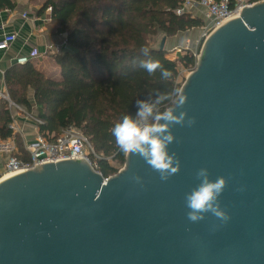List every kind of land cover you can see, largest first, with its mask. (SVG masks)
Segmentation results:
<instances>
[{"label": "water", "instance_id": "1", "mask_svg": "<svg viewBox=\"0 0 264 264\" xmlns=\"http://www.w3.org/2000/svg\"><path fill=\"white\" fill-rule=\"evenodd\" d=\"M179 94L195 123L170 125L166 181L137 153L109 178L73 158L0 181V264H264V0L210 34ZM201 168L228 181L227 221L188 219Z\"/></svg>", "mask_w": 264, "mask_h": 264}, {"label": "trees", "instance_id": "2", "mask_svg": "<svg viewBox=\"0 0 264 264\" xmlns=\"http://www.w3.org/2000/svg\"><path fill=\"white\" fill-rule=\"evenodd\" d=\"M183 1L46 0L38 14L51 10L50 25L55 26L51 34L63 36L67 47L51 58L61 78L48 76L40 60L15 64L5 73L7 95L13 103L36 112L42 122L39 130L48 138L56 139L69 127L81 131L99 158L97 170L105 178L116 175L127 154L116 145L112 127L124 116L137 118L138 101L156 103L165 97L154 113L171 108L181 89L179 65L196 68L191 53L173 61L166 49L155 46L158 39L204 27L201 17L177 15ZM16 7V0H0V14ZM148 59L158 60L172 76L142 69L140 61ZM149 122L156 121L149 118ZM11 124L9 104L0 99V141L12 137Z\"/></svg>", "mask_w": 264, "mask_h": 264}, {"label": "built area", "instance_id": "3", "mask_svg": "<svg viewBox=\"0 0 264 264\" xmlns=\"http://www.w3.org/2000/svg\"><path fill=\"white\" fill-rule=\"evenodd\" d=\"M256 3L252 0H184L182 6L177 10V15H194L195 11H203L205 25L202 28L201 40L197 43L187 40L184 45L169 52V56L171 54L177 58L191 53L197 62L203 43L210 34L227 21L239 17L245 7L250 8ZM48 12H51V10ZM22 17L25 20H30L29 15L26 13ZM16 41L17 35L4 34L0 39V51L9 50ZM65 49H67L66 46ZM45 56H47V52L33 48L29 54L18 57L15 64L25 65L31 60L41 59ZM175 57L170 59L175 61ZM193 71L185 69L184 73H180L178 83L186 79ZM0 99L6 100L9 104V109L12 112L10 128L13 133L10 139L0 141V181L8 176L34 169L36 165L73 158L85 159L97 170L96 160L99 158L81 131L69 127L53 140L40 132L39 127L42 125L40 119L37 117L31 118L25 108L10 100L7 93H0ZM30 120L35 123L34 131L36 134L32 139L26 136L24 127L25 122ZM19 141L22 143L23 152L19 150Z\"/></svg>", "mask_w": 264, "mask_h": 264}, {"label": "clouds", "instance_id": "4", "mask_svg": "<svg viewBox=\"0 0 264 264\" xmlns=\"http://www.w3.org/2000/svg\"><path fill=\"white\" fill-rule=\"evenodd\" d=\"M144 51L147 55V49ZM140 67L150 74L159 69L161 76L165 78L172 76L171 71L164 68L158 60H141ZM164 98L160 97L156 103L138 101L137 118L124 116L112 127L111 131L121 152L141 155L149 165L161 172V179L166 181L170 175L180 170V162L168 152V145L175 140V136L169 127L171 124H184L186 121L191 125L195 121L189 119L186 112L176 115L173 109L154 113L156 104ZM187 99L186 95L179 94L174 103L177 107H182ZM149 118L168 123L149 122ZM197 175L201 178V183L187 198V206L192 209L188 213V219L192 222H198L204 219L201 213L208 211L224 221L230 219L228 213L216 203L228 184L227 179L221 176L216 180H210L206 168L199 169Z\"/></svg>", "mask_w": 264, "mask_h": 264}, {"label": "crops", "instance_id": "5", "mask_svg": "<svg viewBox=\"0 0 264 264\" xmlns=\"http://www.w3.org/2000/svg\"><path fill=\"white\" fill-rule=\"evenodd\" d=\"M16 10L4 11L0 14V39L4 34H15L17 35V41L7 51H0V93L6 94L5 86V73L11 66L15 65L18 57L27 55L33 48H38L42 52H47L49 56L54 53H49L53 48L65 51V38L64 42L60 44L62 36H55L48 33L47 25L51 23V13L47 12L43 16L31 17L30 20L23 19L22 15L31 8V0H16ZM196 17L203 18V11H196L194 14ZM202 36V29H195L186 33H181L174 38H167L165 49L170 52L177 47L185 44L187 40L194 41L198 40ZM59 51V52H60ZM40 60L41 59H36ZM54 64V63H53ZM55 75L61 74L60 68L54 64ZM57 66V67H56ZM52 68V67H51ZM59 69V70H58ZM47 70V69H46ZM33 97V94H32ZM25 133L29 139L34 138L35 131L34 125L27 124L25 122ZM21 141H19V150L23 152ZM19 157V155H17Z\"/></svg>", "mask_w": 264, "mask_h": 264}, {"label": "rangeland", "instance_id": "6", "mask_svg": "<svg viewBox=\"0 0 264 264\" xmlns=\"http://www.w3.org/2000/svg\"><path fill=\"white\" fill-rule=\"evenodd\" d=\"M46 2V0H31V8H29V10L28 11H26V14H28L29 15V17L31 18V17H35V16H37V12L41 9V6L44 4ZM196 12V11H195ZM51 13V12H50ZM47 29H48V33L49 34H51V31H53V30H55V26L54 25H47ZM61 42H59L60 44H62L63 42H64V37L62 36L61 38ZM201 40V36H200V38H198V40H196V41H194L195 43H197V42H199ZM63 41V42H62ZM161 41H162V39H158L157 41H156V44H155V46L156 47H159L160 46V43H161ZM184 45V44H183ZM181 47V46H180ZM58 48V47H57ZM56 47L55 48H53V50H50V52L49 53H58L59 51H60V49H61V47H60V49H57ZM173 51V50H172ZM171 52V51H170ZM171 56V57H170ZM170 56H169V54H168V58L170 57V58H172V59H174V57L175 56H173V55H171L170 54ZM173 56V57H172ZM51 58H52V56H49V54H47V56H45V57H43V58H41V68L44 70V71H46L47 72V74H48V76H50V77H53V78H55V79H60L61 78V75L59 74V75H55V73H54V68L53 67H55V65L53 64V62H52V60H51ZM169 58V59H170ZM176 58V57H175ZM177 59L178 58H176L175 59V61H177ZM52 67V68H51ZM57 67V66H56ZM47 69V70H46ZM59 70V69H58ZM179 70H180V73H184V68H182L180 65H179ZM182 77H184V76H182ZM179 78V77H178ZM184 81H185V79L182 81V82H179L178 83V79H177V83L179 84V87L181 88L182 87V85H183V83H184ZM28 112V114L29 115H31V118H36L37 117V114H36V112H29V111H27ZM27 124H30V125H35V123H34V121H28V122H26ZM22 124H24L23 122H22ZM123 167H121L120 168V170L122 169Z\"/></svg>", "mask_w": 264, "mask_h": 264}, {"label": "bare ground", "instance_id": "7", "mask_svg": "<svg viewBox=\"0 0 264 264\" xmlns=\"http://www.w3.org/2000/svg\"><path fill=\"white\" fill-rule=\"evenodd\" d=\"M9 177H12V176H8V177H6L5 179H7V178H9Z\"/></svg>", "mask_w": 264, "mask_h": 264}]
</instances>
